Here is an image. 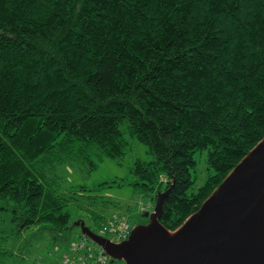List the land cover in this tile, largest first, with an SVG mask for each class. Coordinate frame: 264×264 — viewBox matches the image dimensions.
Instances as JSON below:
<instances>
[{
    "label": "trees",
    "instance_id": "trees-1",
    "mask_svg": "<svg viewBox=\"0 0 264 264\" xmlns=\"http://www.w3.org/2000/svg\"><path fill=\"white\" fill-rule=\"evenodd\" d=\"M263 137L264 0H0V215L18 229L69 230L84 188L57 170L140 144L150 159L102 185L153 203L171 187L174 231ZM197 151L212 172L194 188Z\"/></svg>",
    "mask_w": 264,
    "mask_h": 264
},
{
    "label": "water",
    "instance_id": "water-1",
    "mask_svg": "<svg viewBox=\"0 0 264 264\" xmlns=\"http://www.w3.org/2000/svg\"><path fill=\"white\" fill-rule=\"evenodd\" d=\"M170 188L143 214L148 222L118 244L75 225L124 264H264V137L174 231L159 223Z\"/></svg>",
    "mask_w": 264,
    "mask_h": 264
},
{
    "label": "rangeland",
    "instance_id": "rangeland-1",
    "mask_svg": "<svg viewBox=\"0 0 264 264\" xmlns=\"http://www.w3.org/2000/svg\"><path fill=\"white\" fill-rule=\"evenodd\" d=\"M134 157L145 161L150 159L149 154L145 152V147L139 144L122 160L117 162L108 158L104 159L91 172H87L80 165H64L63 168L57 170L64 180L62 184L65 191L72 189L75 191L79 187L84 188L82 193L77 192L75 200H72L66 207L70 213V229L58 236L48 230L40 229L39 226L18 229L10 221L8 213L1 214L0 247L13 254L8 264H36L37 262L52 264L55 258L60 256V253L55 251L56 247H60L62 252L72 240L81 236L80 228L75 225L79 221H83L94 231H98L100 219L110 216L126 217L131 231L146 224L148 220L143 217V214L151 213L155 203L133 193L129 186L119 187L113 183L111 187L104 189L105 186L102 185V183L112 180L129 179V169ZM194 160L196 166L191 172L195 182L193 186L198 188L204 184L212 170L206 162L205 152L197 151L194 154ZM103 200H107L115 206L103 208L100 206V202ZM93 214H96L98 218H94ZM113 264H124V262L114 260Z\"/></svg>",
    "mask_w": 264,
    "mask_h": 264
},
{
    "label": "built area",
    "instance_id": "built-area-1",
    "mask_svg": "<svg viewBox=\"0 0 264 264\" xmlns=\"http://www.w3.org/2000/svg\"><path fill=\"white\" fill-rule=\"evenodd\" d=\"M130 233L131 229L126 217L111 216L101 226L99 234L107 237L111 242L120 243L125 241ZM55 251L59 252L60 256H57L52 264H113L103 248L86 236L72 240L62 252L60 247H56Z\"/></svg>",
    "mask_w": 264,
    "mask_h": 264
}]
</instances>
